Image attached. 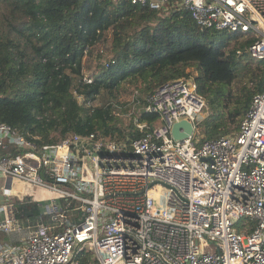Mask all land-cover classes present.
Returning a JSON list of instances; mask_svg holds the SVG:
<instances>
[{"label":"built area","instance_id":"obj_1","mask_svg":"<svg viewBox=\"0 0 264 264\" xmlns=\"http://www.w3.org/2000/svg\"><path fill=\"white\" fill-rule=\"evenodd\" d=\"M130 1L251 32L246 51L264 60V0ZM146 102L159 122L130 143L71 132L41 144L0 121V264H79L88 252L90 264H264V84L236 134L203 141L209 102L194 77L162 83ZM184 119L194 132L175 140ZM26 203L43 209L24 217Z\"/></svg>","mask_w":264,"mask_h":264},{"label":"trees","instance_id":"obj_2","mask_svg":"<svg viewBox=\"0 0 264 264\" xmlns=\"http://www.w3.org/2000/svg\"><path fill=\"white\" fill-rule=\"evenodd\" d=\"M110 32L109 54L85 75V57ZM221 32L202 28L186 9L130 0H0V121L41 144L71 132L130 143L159 122L146 111V97L166 81L195 75L209 102L200 141L236 134L263 90L264 60L246 51L257 38L251 32L205 40ZM103 91L133 93V100L98 106ZM119 105L135 110L125 116ZM136 118L149 127L136 128ZM20 208L24 217L40 212L32 203ZM94 258L79 254L80 264Z\"/></svg>","mask_w":264,"mask_h":264},{"label":"rangeland","instance_id":"obj_3","mask_svg":"<svg viewBox=\"0 0 264 264\" xmlns=\"http://www.w3.org/2000/svg\"><path fill=\"white\" fill-rule=\"evenodd\" d=\"M111 32L107 35V38L105 40H102L101 42L98 43V45L96 46V49L95 51L89 55V56H86L85 59H84V63H85V68H84V73L85 75L89 76L95 72H97L99 70V67H100V64L103 63L104 59L107 57V55L109 54L110 50H111V45H112V37H111ZM228 34L227 32H221V33H217V34H209L205 40L209 41V42H219L221 41L222 39H225V38H228ZM103 51V56H100L99 53H101ZM195 76V75H194ZM193 76V77H194ZM143 93V92H141ZM148 93H146L147 95ZM144 95V96H146ZM113 98H116L118 100V102H122V103H127L129 101H132L133 100V93H130V94H125L123 92H116L114 95L111 93V92H108V91H103L101 93V95L98 97V99L96 100V104L98 106H101L103 104H105L106 102L110 101V100H115ZM126 107H128V105L126 106H123V105H119V111L122 115H127L130 117V115L133 113V110H135V108L133 107V110L132 111H127L125 110ZM209 110L206 109L201 117H200V120H199V123H200V126H198V139H202L203 138V133H201V130H202V125L201 123L203 122V120L208 117L209 115ZM128 121V119L126 120ZM233 135V134H231ZM4 183L3 182H0V189H2ZM166 187H163L161 186L160 187V190H163L165 189ZM21 190L22 188H19L17 184L14 185V193L15 194H18V193H21ZM3 215H0V218H2ZM85 256L86 255H90L92 256V252H88L86 254H84ZM79 264H80V260H79Z\"/></svg>","mask_w":264,"mask_h":264},{"label":"water","instance_id":"obj_4","mask_svg":"<svg viewBox=\"0 0 264 264\" xmlns=\"http://www.w3.org/2000/svg\"><path fill=\"white\" fill-rule=\"evenodd\" d=\"M194 128V124L189 120L184 119L176 122L172 128V137L175 140H182L184 138H187L193 134ZM26 200H29V197H27ZM3 202L4 195L0 194V204H2Z\"/></svg>","mask_w":264,"mask_h":264},{"label":"crops","instance_id":"obj_5","mask_svg":"<svg viewBox=\"0 0 264 264\" xmlns=\"http://www.w3.org/2000/svg\"><path fill=\"white\" fill-rule=\"evenodd\" d=\"M16 184H17L18 186H20V187H23V183H20V184H19V183H16ZM37 206H38V207H37ZM37 206H36V207H37L38 209H40V210L43 209V206H42V207H40L39 205H37ZM3 217H4V215H3ZM3 217H2V218H3Z\"/></svg>","mask_w":264,"mask_h":264}]
</instances>
